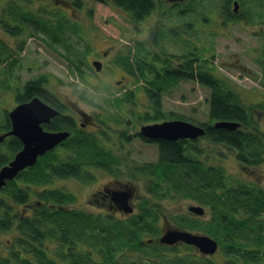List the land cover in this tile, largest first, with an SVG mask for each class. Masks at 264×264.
<instances>
[{
  "label": "flooded vegetation",
  "instance_id": "obj_1",
  "mask_svg": "<svg viewBox=\"0 0 264 264\" xmlns=\"http://www.w3.org/2000/svg\"><path fill=\"white\" fill-rule=\"evenodd\" d=\"M64 1L70 8L65 11L67 15L71 12H82L85 8L84 0ZM149 2H153V7L145 15L148 16L147 25L140 30H135V39L138 40L140 36H143L147 41L146 53H148L150 64L146 77V87L139 88L140 85L137 83L135 86L133 84L122 88L124 81L134 78V74L122 67L120 62H117L118 59L115 61L116 53H112V56H110L111 52L107 50V47L103 49L98 47L96 45L98 42L96 41H93L91 47L75 44L76 48H79L78 53L82 55L77 62L81 65H84L85 62L89 64L88 70H77L92 88L80 87L75 89L73 100L68 98L64 100L54 90L45 85L53 94L54 104L44 101L58 110L54 116L62 115L70 122L69 128H63V130H68L70 135L55 146L56 150L62 148V142L70 137L76 140L77 143L90 145L84 147H86V151L90 149L92 151L90 157H88L89 162L86 164V170L83 171L84 176L81 179H69L68 181V179L57 178L56 183L59 181L60 185H66L75 194L76 199V192L81 193L83 191V200L79 202V205L81 204L82 206V209H79L80 214L83 211H88L94 215H99V222L102 221L100 227H103L105 221L113 222L115 219L121 221V219L131 215L136 220L140 208L153 207L155 203L156 206L166 207L165 202L167 200L164 199H170L169 196H165L163 199L155 198L151 194L156 191L167 192L168 181L165 178H169L171 174H186L187 169L193 170L196 168L194 174L198 177L196 183L198 195L193 201L194 204H189L188 207L200 205L204 207V212L198 214L190 211L187 207L188 213L182 214L181 224H185L188 217L195 219L196 223L194 227L184 226L181 228L200 235L211 236L218 242V248L210 253L204 252L199 246L183 240L173 244L161 242V234L165 231L162 222L161 228L159 227L161 230L160 234L152 235L155 237H148L146 240L143 237L141 241L137 239L136 233L88 232L80 233L76 237L71 236L67 242H64L61 238V233L60 238L57 236L55 241L56 245L60 243V246H55L59 264H137L139 252L142 251L141 249L146 252L149 246L157 251L154 255L143 256V258L149 260L150 264H156L164 262V257L162 256L165 254L164 247L174 249L179 245L193 248L198 253L201 252L205 257H208L207 260L213 262L211 264L224 263V261L216 260L218 259V254L220 257L225 256L224 260L226 259V253L218 239L205 230L209 226L212 229L214 227L217 228L214 210L212 209L213 197L209 199L208 196L205 197L199 190L201 187L203 189L204 185L208 183V179L203 180V175L205 174L210 175V184L216 182V168L220 159V144L214 133H216V128L219 127L216 122L220 119L214 118L210 114V106H208L207 111L201 114L205 115V117H201L197 121H191V123L193 122L204 129V132L197 137H149L143 134L142 126L172 119H186L181 115H171L170 111L167 112L165 110L163 97L170 95L168 93L169 87L173 86L175 87L174 91L183 94L184 86H186L187 82H190L191 87L195 89L196 84L201 83L203 65L207 67L208 71L220 76L213 61L216 56L214 42L218 34L223 33L227 36L229 34L224 30L220 31L219 24L230 26L239 22L237 19L239 17L261 15L260 6L257 10H251L252 8L249 5L244 6L247 0H212V3L210 0H149ZM198 3L201 5L200 9L197 8ZM72 7H76L75 10ZM202 12L207 18L208 16L220 18L212 23V31L202 30L197 27V19L200 16L198 14ZM145 16L143 17L144 19ZM88 26H92V24L88 23ZM101 37L103 38L104 34H101ZM167 38L170 40L164 42ZM177 41L180 43L178 47L172 45L176 44ZM203 42L209 47L206 45L204 48ZM107 43H114V40L104 39L103 45ZM132 46H135L134 43ZM140 47L141 44L136 45V50H139ZM118 48H120V57L124 56V53H128L126 50L127 45L124 42H119ZM95 61L101 63L99 68L95 65ZM70 62L73 63L74 61ZM77 62H75L76 65ZM109 69H112V71ZM112 75L115 87L113 93L109 86L108 88L104 87L106 82H110ZM114 76H118V78L115 79ZM221 77L227 78L225 76ZM201 85L203 84L201 83ZM204 87L208 88L210 93L211 88L208 85H204ZM238 89L244 96L249 93L240 87ZM116 90L119 91L116 92ZM91 91H95L100 95L101 99L96 101V97L91 94ZM106 94L110 95L108 97L113 95V105H107L108 108L102 105V95L107 96ZM151 97H160V108L155 107ZM242 100L244 101L245 99L242 98ZM259 101H262V99ZM20 102L22 101H18L17 104ZM138 104H141L140 108ZM253 113L254 116L259 114L261 119L259 122L260 129L264 134V109H255ZM240 123V126L236 129H252V125L247 127L245 123L241 121ZM10 128L11 119L10 125H8L6 130ZM74 134L77 136L72 138L71 136ZM262 138L264 141V136ZM138 142L143 146L142 150L147 149L150 154L148 160L140 164L134 159V152L136 151L134 150V144ZM170 142L178 146L184 160L175 162L172 158H167L166 153H168V143ZM70 149L75 150L76 148ZM62 150L64 149L62 148L57 152ZM260 151V156L264 160V142L261 144ZM230 152L233 153L235 162H237L235 149H230ZM67 154L68 152L63 153L62 158L66 157ZM228 155L226 153L224 157ZM77 156L78 153L76 152L70 153V157ZM236 164L238 173L241 176H235V180L247 183L256 181L257 184L264 187V161L256 166L247 164L242 166L238 162ZM261 164L262 169L253 177V174L259 170ZM241 172L249 174L250 179H246ZM140 174H147L148 180H140ZM70 180H72L73 185H70ZM74 180H80V186H76ZM140 188H144L143 190L146 191L145 195L139 192ZM120 195H126L127 205L132 208L131 212H125L124 203L118 199ZM73 207L70 210L75 209ZM89 208H95L97 211L85 210ZM166 216L168 215L161 214L160 218L169 220L170 217ZM95 221L98 222V219ZM114 238H120V241L116 242ZM156 244L158 247H156ZM261 247L264 246L262 245ZM262 249L250 248L248 253L256 251L259 252V255H262L264 252V250L261 251ZM64 253H66L65 257H63ZM237 257L245 260L241 258L240 254ZM237 257L233 258L232 262L236 263V261H239ZM197 259L200 262L204 261L202 257Z\"/></svg>",
  "mask_w": 264,
  "mask_h": 264
},
{
  "label": "trees",
  "instance_id": "obj_2",
  "mask_svg": "<svg viewBox=\"0 0 264 264\" xmlns=\"http://www.w3.org/2000/svg\"><path fill=\"white\" fill-rule=\"evenodd\" d=\"M113 1L116 6L128 12L129 20L132 22L135 19H143L153 7V2H149V0ZM15 2L19 3L15 0L10 3L15 7L17 5ZM23 2L28 3L29 0H23ZM5 7L4 10L8 8L7 5ZM18 11L20 10L11 7V13L14 14L12 18L16 21L22 18L28 27L31 28L35 25L37 28L50 33L55 39H60L59 34H62L61 31L63 30L62 23L50 25L52 21L48 18L41 20L34 11ZM0 29L9 30L14 35L22 32V28L12 27L3 21L0 22ZM141 45L137 50L138 52L133 55H131V49L128 48V53H124L122 57L119 55L117 62H120L122 67L134 74V80L144 78L147 81L150 60L147 57L146 44L143 42ZM13 51L14 48L10 45L9 40L0 34V60L4 59L5 61L7 58L3 57L8 56ZM258 60L262 62L264 70V58H258ZM6 69L11 70L10 67ZM145 80L144 82H146ZM200 82L211 88L207 99L210 114L214 118L240 120L247 127L252 125V129L217 127L214 134L220 144V154H223L222 151L226 147L235 149L239 165L256 166L262 163L264 160L260 156V147L264 142L262 138L264 134L260 129V120L254 116L253 110L257 109V106L264 109V103L261 104V101H258L246 104L242 100L239 87L231 80L208 71L205 65H203ZM45 83V78L28 80L22 86L23 89L16 94L17 100L25 101L37 94L43 100L54 104L53 94L47 89ZM139 85V88H142L143 86L146 87L147 84ZM151 99L156 108L161 107L160 97H151ZM8 125H10L9 111H7V122L1 130H6ZM69 125V120L62 115L54 116L49 123H44L45 128L55 131L69 128ZM76 134L80 135L79 133ZM76 134L71 137H76ZM61 146L64 150L57 152L62 148L56 150L55 147L48 150L38 157L36 164L20 171L15 178L8 180L6 185L0 189V233L9 235L5 237L6 239L3 240L2 244L0 243V264H59L55 246H60V243L56 245L55 241L57 236L60 238L61 233L64 242H67L71 236L76 237L80 233L88 232L136 233L137 239L140 241L144 236L160 234V224L157 220L161 214L166 213L163 210L164 206H156V203L153 207L140 208L136 220L131 215L121 219V221L118 219L113 222L105 221L103 227H100L102 221L99 222V215H94L88 211H83L80 214L79 210L76 209L59 208L60 202L63 201V205L70 203L75 199V194L66 185L57 183L52 186L50 183L55 178L68 179V181L69 179H81L84 176L83 171L86 170V164L89 162L88 157L92 153L91 149L85 150L90 145L77 143L70 137L63 141ZM168 146L167 158H172L175 162L184 160L176 144L170 142ZM21 147L22 142L15 135H10L4 141H0V168L7 164ZM67 152L66 157L62 158V154ZM71 152L78 153V156L70 157ZM195 171L196 168L187 169L186 174H171L169 178H165L168 181V191L160 192V196L168 195L170 200L178 197L195 199L198 195L196 188L198 177L194 174ZM216 174V182L213 184H210L209 174L203 175V180L208 179V183L204 185L203 189L202 187L199 189L205 197L208 196L209 199L213 197L212 209L217 223V228L212 229L209 226L206 229L204 227V229L218 239L226 253V258L231 259L230 262L238 254L245 259L231 264H245L246 262V264H258V262L262 264L261 258L263 257L259 255V252L248 253V251L250 248L260 250L263 248L261 246H264V187L257 184L256 181L247 183L235 180L223 166L218 165ZM70 182L73 183L72 180ZM74 183L76 186L81 184L80 180H74ZM168 216L180 227H194L196 223L195 219L188 217L187 222L181 224L182 214L172 213ZM96 219L98 222L95 221ZM114 240L119 242L120 238H114ZM141 250L143 251V249ZM65 256L66 253L63 254V257ZM156 264L195 263H186L179 259L165 262L164 258V262Z\"/></svg>",
  "mask_w": 264,
  "mask_h": 264
},
{
  "label": "rangeland",
  "instance_id": "obj_3",
  "mask_svg": "<svg viewBox=\"0 0 264 264\" xmlns=\"http://www.w3.org/2000/svg\"><path fill=\"white\" fill-rule=\"evenodd\" d=\"M11 1L13 0H0V22L3 21L12 27L17 26L22 28V32L14 35V33L9 30L4 29L6 30L4 31L3 29H0V34L6 40H9L10 45L14 48L13 52L8 56L3 57L7 58L5 61L4 59L0 60V130L7 122V111L18 102L16 94L20 92L19 90L23 89L22 86L30 79L45 78V84L48 88L54 90V92L60 95L64 100L66 98L73 100L75 89H79L80 87L92 88L77 70H88L89 64L85 62L84 65H81L77 62L78 58L82 55L78 53L79 48H76L75 44L91 47L93 41H96L98 42L96 43L98 47L102 49L107 47V50L111 52L110 56H112V53H116L117 55L114 57L116 61L120 55V48H118L119 42H124L127 45V51L128 48L131 49V55L138 52L136 50V45L142 44L143 42L146 44L147 42L143 36H140L138 40L135 39V30H140L147 25L148 16H145V19H135L134 22H132L129 20L128 12L125 9L116 6L113 0H84L85 8L82 12H71L68 15L65 11L70 8L64 0H29L28 3H24L23 0H15L19 1V3L15 2L17 4L15 7L10 3ZM210 2L212 3V0H210ZM6 5L8 8L4 10ZM247 5L252 8L251 10H257L260 6L261 15L250 17L243 16V18L239 17L237 18L239 22L233 23L230 26L219 24V30L228 32L229 36L224 35L223 33L218 34L217 39L214 42L216 56L213 61L217 67L216 71L219 72L220 76L227 77L228 80H231L237 87L249 92L246 93V96L242 95V98L245 99L244 101L248 103L253 101L256 103L262 99V104L264 103V70L262 62H260L258 58H264V0H247V2L244 3V6ZM11 7L20 11H34L40 16L39 18H41V20L48 18L52 21L50 25L62 23L61 26L63 30L61 31L62 34H59L60 39H55L50 33L37 28L35 25L31 28L28 27L27 24L22 21V18H19L21 20L16 21L12 18L14 14L11 13ZM75 8L76 7H72L73 10H75ZM197 8H201L200 3H198ZM198 15L200 16L197 19V27L202 30L212 31V23H214L215 20H218L219 17L208 16L207 18L203 12ZM88 23H91L92 26H88ZM101 34H104L103 38L101 37ZM104 39L114 40V43L103 45ZM168 40L170 39L167 38L164 42H167ZM133 43L135 46H132ZM172 45L178 47L180 43L177 41L176 44L174 43ZM206 45L207 44L203 42L204 48ZM171 50L175 51L173 49ZM70 61L74 62L71 63ZM75 62H77V65ZM7 67H10L11 70L6 69ZM109 70L112 71V69ZM114 77L115 79L118 78V76ZM134 79L135 78H129V80H125L122 88L133 84L135 86L137 83L147 84V81L144 78L137 81ZM144 80L146 82H144ZM108 86L113 93V89H115L113 75L110 82H106L104 87L108 88ZM184 88L185 90L182 91L183 94H179L177 91H174L175 87H169L168 93L170 95L163 97L165 110L167 112L170 111L172 115L184 116V118L189 119L190 121H197L200 120L201 117H205V115L201 114L207 111L209 106V101L207 99L209 96V89L204 87V85H201V83L196 84L195 89H193L190 82H187ZM118 91L119 90H116V92ZM91 94L96 97V101L101 99L100 95L95 91H91ZM108 96L110 95H102V105L104 107H107V105H113V95L111 97ZM138 101L140 102V100ZM96 104L98 105V103ZM140 105L141 104H138L139 108L141 107ZM256 108L259 110L261 109L260 106H257ZM89 109L91 108L89 107ZM256 115L259 118V114ZM259 120L261 121L260 118ZM142 147L143 146L140 142L134 144V150H136L134 152V159L136 162H139V164L148 160L150 157V154L148 153L149 151L147 149L142 150ZM222 153L223 154H220L218 165L227 169L233 178L235 176H241L238 173L237 162H235V158L233 157V153L230 152V149L224 147ZM226 153L229 155L224 157ZM261 169L262 164L260 165L259 170L253 174V177L259 173ZM241 174H243L246 179H250L248 176L249 174H245V172H241ZM139 179L147 181L148 175L140 174ZM57 183L60 184L59 181ZM57 183L55 178L50 184L53 186ZM69 183L70 185L73 184L71 182ZM143 189L144 188H140L139 192L145 195L146 191ZM82 192H76V201L74 199L70 201V203L64 205L62 201L59 203L58 207L72 208V206H74L73 208L75 209H82L81 204L79 205V202L83 200ZM151 195L155 198L164 199L165 197L160 196V192L158 191L153 192ZM34 200L36 201L35 198ZM164 200L167 201L165 202L166 207H164L163 210L166 215H169L172 213H188L186 208L189 204H194L193 201L195 199L191 197H178L174 200ZM85 210L97 211L95 208ZM158 223L160 224H158L160 228L161 223L163 224V229L165 231L175 225V221L170 218L169 220H167V218H160ZM7 236L9 235L0 233L1 244ZM148 237L155 236H144V239L146 240ZM156 247H158L157 244ZM163 249H165V254L162 256L165 258V262H172L175 259H179L186 263H213L211 260H207L208 257H205L201 252L198 253L193 248L191 249L184 245H179L174 249H168V247H164ZM263 250L264 247L262 251ZM143 252H145L144 249L139 252L137 264H150V261L144 259L143 256L149 257L150 255H154L156 253L155 249H151L149 246V249L146 250L145 253ZM172 253L174 254L172 255ZM198 257H202L204 261H198ZM224 257L225 256L220 257L218 254V259H215L218 261L220 260V262L224 261L223 264L232 263L230 262L231 259H229V257L225 260ZM262 257L261 263L264 264V252ZM238 260L240 261L241 259L238 258ZM258 264L260 263L258 262Z\"/></svg>",
  "mask_w": 264,
  "mask_h": 264
},
{
  "label": "water",
  "instance_id": "obj_4",
  "mask_svg": "<svg viewBox=\"0 0 264 264\" xmlns=\"http://www.w3.org/2000/svg\"><path fill=\"white\" fill-rule=\"evenodd\" d=\"M100 67V62H94ZM58 112L40 96H33L27 101H22L9 111L11 128L0 131V141L7 136L15 135L22 141V148L18 150L9 162L0 168V189L8 180L17 176L25 168L36 164L40 155L54 148L60 141L70 135L68 130H48L43 123L49 122ZM240 121L219 120L216 125L230 129L240 126ZM142 132L149 137L167 136L177 138L180 136L197 137L204 132L203 127L186 119H172L161 123L142 126ZM124 203L125 212H131L128 207L126 195L118 198ZM187 209L198 214L204 212V207L191 205ZM161 242L173 244L180 240L199 246L204 252H214L218 248V242L209 235L185 230L179 227H170L161 234Z\"/></svg>",
  "mask_w": 264,
  "mask_h": 264
}]
</instances>
